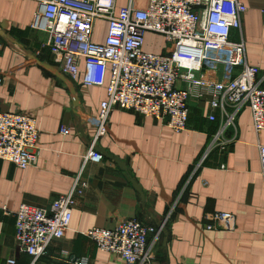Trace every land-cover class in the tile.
<instances>
[{
	"label": "crops",
	"instance_id": "0c3cea01",
	"mask_svg": "<svg viewBox=\"0 0 264 264\" xmlns=\"http://www.w3.org/2000/svg\"><path fill=\"white\" fill-rule=\"evenodd\" d=\"M238 1L247 11L230 39L242 40L245 62L264 76V0ZM130 2L136 10L147 6V0H117V9ZM39 6V0H0L1 110L33 116L39 132L35 167L21 170L0 161V264L11 259L32 264L17 251L14 213L22 205L48 209L69 192L95 134L110 79L107 71L103 86L86 87L83 63L76 80L59 71L44 46L46 34L31 28ZM106 33L107 24L95 21L92 42L102 44ZM152 35L157 34H146ZM162 40V50H152L145 41L143 50L168 54ZM217 69L221 80L240 72L236 65L219 64ZM209 115L208 100L191 102L187 129L175 133L152 118L112 111L107 133L96 144L103 161L84 168L87 188L73 209L69 231L33 264H122L83 234L129 220L163 226L153 243L152 264H264L258 150L264 147V132H254L251 112L244 109L226 133V150L206 154L221 123L209 122ZM62 128L70 135H62ZM214 213L232 214L234 232L207 231L205 217Z\"/></svg>",
	"mask_w": 264,
	"mask_h": 264
},
{
	"label": "built area",
	"instance_id": "2783aa9c",
	"mask_svg": "<svg viewBox=\"0 0 264 264\" xmlns=\"http://www.w3.org/2000/svg\"><path fill=\"white\" fill-rule=\"evenodd\" d=\"M116 1L39 0L40 6L31 24L33 30L46 34L44 46L54 65L70 80L77 79L82 63V82L86 87L103 86L106 72H110L95 134L81 169L73 176L69 192L55 199L48 209L22 205L14 213L17 251L29 256L32 264L46 253L52 242L62 239L69 231L73 209L87 188L84 168L88 163L103 161L96 144L107 133L112 111L152 118L181 133L188 127L189 104L208 100V121L221 123L206 154L214 149L220 153L226 150L229 144L226 133L234 129L244 109L251 112L254 132H264V76L245 62L242 40L230 39L232 31L241 29V17L247 11L242 3L238 0H147L144 10H136L131 2L117 9ZM95 21L107 24L102 44L92 42ZM148 33L161 36L169 46V53L145 52ZM234 54L237 58L232 60ZM219 64L227 68L236 65L240 72L229 80L218 79ZM60 133L70 135L64 128ZM38 142L34 117L4 112L0 104V161L21 170L35 167ZM258 150L264 180V147ZM205 220L207 231L232 233L235 230V218L230 213H214ZM162 231L163 226L129 220L107 230L92 228L83 235L101 252L114 256L122 264H152L153 243L158 242ZM5 264L16 262L11 259Z\"/></svg>",
	"mask_w": 264,
	"mask_h": 264
},
{
	"label": "rangeland",
	"instance_id": "374dc122",
	"mask_svg": "<svg viewBox=\"0 0 264 264\" xmlns=\"http://www.w3.org/2000/svg\"><path fill=\"white\" fill-rule=\"evenodd\" d=\"M145 43H146V46H148L149 48H151L152 50L156 52L163 49V40L159 35H155V36L152 35L150 37L146 36Z\"/></svg>",
	"mask_w": 264,
	"mask_h": 264
},
{
	"label": "water",
	"instance_id": "95a60500",
	"mask_svg": "<svg viewBox=\"0 0 264 264\" xmlns=\"http://www.w3.org/2000/svg\"><path fill=\"white\" fill-rule=\"evenodd\" d=\"M97 149V148H96ZM97 151H99L98 149H97Z\"/></svg>",
	"mask_w": 264,
	"mask_h": 264
}]
</instances>
